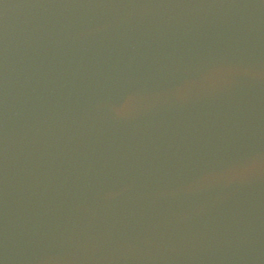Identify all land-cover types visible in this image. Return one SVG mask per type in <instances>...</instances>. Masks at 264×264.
I'll return each instance as SVG.
<instances>
[{
	"label": "water",
	"instance_id": "95a60500",
	"mask_svg": "<svg viewBox=\"0 0 264 264\" xmlns=\"http://www.w3.org/2000/svg\"><path fill=\"white\" fill-rule=\"evenodd\" d=\"M0 264H264V0H0Z\"/></svg>",
	"mask_w": 264,
	"mask_h": 264
},
{
	"label": "clouds",
	"instance_id": "9594fccd",
	"mask_svg": "<svg viewBox=\"0 0 264 264\" xmlns=\"http://www.w3.org/2000/svg\"><path fill=\"white\" fill-rule=\"evenodd\" d=\"M251 167H252V168H255V167H257V165H256V164H253Z\"/></svg>",
	"mask_w": 264,
	"mask_h": 264
}]
</instances>
